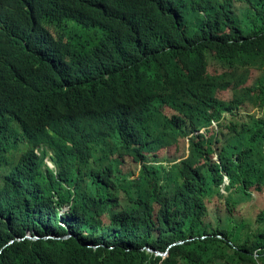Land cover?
Wrapping results in <instances>:
<instances>
[{
  "label": "trees",
  "instance_id": "1",
  "mask_svg": "<svg viewBox=\"0 0 264 264\" xmlns=\"http://www.w3.org/2000/svg\"><path fill=\"white\" fill-rule=\"evenodd\" d=\"M68 16L0 76V264H264V0Z\"/></svg>",
  "mask_w": 264,
  "mask_h": 264
},
{
  "label": "clouds",
  "instance_id": "2",
  "mask_svg": "<svg viewBox=\"0 0 264 264\" xmlns=\"http://www.w3.org/2000/svg\"><path fill=\"white\" fill-rule=\"evenodd\" d=\"M78 0H0V76L18 66L23 60L28 61L33 55L35 42L44 37L43 33L58 40L54 26L62 24L69 29L68 13ZM27 16H25V15ZM92 129V125L89 126ZM53 136H55L53 134ZM53 145L43 142L41 148L34 150V145L26 148H14L12 155L35 153L44 159L45 166L52 172H57L55 166V150Z\"/></svg>",
  "mask_w": 264,
  "mask_h": 264
},
{
  "label": "rangeland",
  "instance_id": "3",
  "mask_svg": "<svg viewBox=\"0 0 264 264\" xmlns=\"http://www.w3.org/2000/svg\"><path fill=\"white\" fill-rule=\"evenodd\" d=\"M219 86V82L217 83V87ZM200 117V116H199ZM203 132V130H202ZM175 137H173L172 134L168 133L164 138H162L160 141L157 142V152L161 150L162 148L168 150L170 148H173L175 146ZM160 153V152H159ZM158 153V154H159ZM63 163V162H62ZM98 208V206L96 207ZM68 211V208H65L64 211L61 212V215L64 216L65 213ZM30 238V239H29ZM26 239L31 241H37V237L33 234L29 233L26 237ZM150 251V250H149ZM151 252V251H150ZM156 254V253H155Z\"/></svg>",
  "mask_w": 264,
  "mask_h": 264
},
{
  "label": "water",
  "instance_id": "4",
  "mask_svg": "<svg viewBox=\"0 0 264 264\" xmlns=\"http://www.w3.org/2000/svg\"><path fill=\"white\" fill-rule=\"evenodd\" d=\"M29 239H30V238H29ZM180 243H181V242H180ZM149 252H150V251H149ZM156 255H157V256L161 255V256L164 257V256H166V253L161 254V253L159 252V253H156Z\"/></svg>",
  "mask_w": 264,
  "mask_h": 264
},
{
  "label": "bare ground",
  "instance_id": "5",
  "mask_svg": "<svg viewBox=\"0 0 264 264\" xmlns=\"http://www.w3.org/2000/svg\"><path fill=\"white\" fill-rule=\"evenodd\" d=\"M25 15V14H24ZM25 16H27V15H25ZM40 42V41H39ZM161 256V255H160Z\"/></svg>",
  "mask_w": 264,
  "mask_h": 264
},
{
  "label": "built area",
  "instance_id": "6",
  "mask_svg": "<svg viewBox=\"0 0 264 264\" xmlns=\"http://www.w3.org/2000/svg\"><path fill=\"white\" fill-rule=\"evenodd\" d=\"M213 125H214V123H213Z\"/></svg>",
  "mask_w": 264,
  "mask_h": 264
}]
</instances>
